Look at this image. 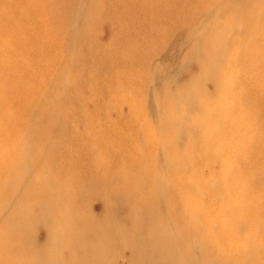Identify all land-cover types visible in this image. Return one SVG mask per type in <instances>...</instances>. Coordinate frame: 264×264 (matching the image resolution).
I'll return each mask as SVG.
<instances>
[{
	"label": "bare ground",
	"instance_id": "6f19581e",
	"mask_svg": "<svg viewBox=\"0 0 264 264\" xmlns=\"http://www.w3.org/2000/svg\"><path fill=\"white\" fill-rule=\"evenodd\" d=\"M108 8L103 20L73 18L88 32L117 28L111 45H81L85 58L67 62L87 74L38 93L50 70L36 71L38 61L55 42L37 40L21 0H0V264H264V0ZM201 9L213 34L188 69L195 80L165 84L160 137L150 125L139 134L147 48L191 27ZM23 28L39 44L34 61L23 56Z\"/></svg>",
	"mask_w": 264,
	"mask_h": 264
},
{
	"label": "rangeland",
	"instance_id": "374dc122",
	"mask_svg": "<svg viewBox=\"0 0 264 264\" xmlns=\"http://www.w3.org/2000/svg\"><path fill=\"white\" fill-rule=\"evenodd\" d=\"M94 1H103V9L99 6L98 8H91L89 3ZM115 1L122 4L127 0H73L72 2H69V0H21L22 16L25 20H28L31 23L33 22L34 25L37 24L38 27L36 26V28L40 30H36L35 37L37 40L42 38L41 42L45 39L55 42L52 51L49 53L46 52V56L44 55L43 57L42 55L41 59L38 61L36 71H45V65H50V70H47V77L45 80L47 83H44L43 85L35 84L38 93H50L52 92L51 90H53L52 88H55L58 91L63 90L64 85L68 82V78L71 79L74 75L73 80H75L76 75L84 76V74H87V70L89 69L83 70L81 67H72L67 61H82L85 58V56L81 54L83 49L90 48L91 46H94V44L106 47L108 45L110 46L112 30L117 31V28L110 29L105 23H99L96 29H91L88 32L82 26L84 19H79V17L73 18V15L82 11L86 15L89 14L91 20L95 17V22L99 15L103 20L107 14H109L108 7L111 3H115ZM197 13L199 17L191 27L178 29L174 31L172 37H165V40L159 44L156 43L147 48L148 52L145 57V60H147V67L145 68L146 83L144 85V96L137 101L139 104L141 102L139 105L141 108L140 115H142L145 120L144 123H139L138 125L139 134L144 132L146 125H150L153 128V133L156 139L160 137L159 121L162 109L156 103V100H160L163 95L165 84L174 79L178 82V90H181L185 83L190 80H195L194 76H192L191 79L188 78L189 76L187 75V72L188 69H192L191 71H194V73L196 72V68H193V65L199 59L201 42L205 37L213 34L212 28L214 21L213 16H207L204 11L202 12V9ZM225 22H227V24L232 23V21L229 22V19ZM24 25L25 24H23L22 27ZM25 30L26 29L23 28L22 31L23 39L24 37L26 38L21 46L23 56L25 60L31 59L34 61L40 54V49L36 46L39 44H32L34 40L32 42L29 41L28 36L24 33ZM72 39L73 41H71ZM81 45H83V49L78 50ZM26 53L30 58L27 57ZM224 64L229 68L232 65L231 59L225 57ZM41 76L40 72H38L33 81L38 84L41 80ZM50 77H52V79H49ZM55 79L59 80L55 82ZM66 79L67 82L65 83ZM229 79L231 80L232 77H228V80ZM207 87L209 93L213 91L210 89V85ZM71 93L73 92L71 91ZM192 95L194 97L196 93L194 92ZM88 104V109L92 110V103ZM122 112L126 113L127 108L123 107ZM155 158L154 172L157 174L164 173L159 172V170L164 169L163 167L165 165L164 153L160 147H157L155 150ZM211 168L213 172L219 170L216 163L212 164ZM165 174H167V171ZM156 202L160 212L162 211L164 214L165 203L161 195L156 197ZM246 225L247 224H245V226ZM248 229L249 226L246 230L247 233Z\"/></svg>",
	"mask_w": 264,
	"mask_h": 264
}]
</instances>
